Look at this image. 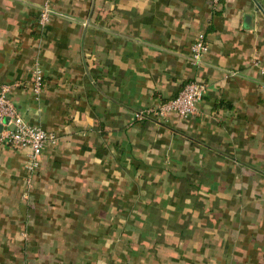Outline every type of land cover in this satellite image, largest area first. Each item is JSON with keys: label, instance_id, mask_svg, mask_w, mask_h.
Returning a JSON list of instances; mask_svg holds the SVG:
<instances>
[{"label": "crops", "instance_id": "crops-1", "mask_svg": "<svg viewBox=\"0 0 264 264\" xmlns=\"http://www.w3.org/2000/svg\"><path fill=\"white\" fill-rule=\"evenodd\" d=\"M41 3L0 0V86L59 138L26 195L0 149V264H264V0ZM192 81L195 115L134 120Z\"/></svg>", "mask_w": 264, "mask_h": 264}, {"label": "built area", "instance_id": "built-area-1", "mask_svg": "<svg viewBox=\"0 0 264 264\" xmlns=\"http://www.w3.org/2000/svg\"><path fill=\"white\" fill-rule=\"evenodd\" d=\"M219 0H211L212 7H217ZM54 14L52 0H42L38 7L37 24L42 29ZM209 52V46L202 35L197 36L190 45V61L193 65L202 62ZM263 77L264 63H255ZM43 75L39 66L32 70L31 91L38 96L42 89ZM10 86H0V149H16L23 154V169L25 173V194L33 188L35 179L41 169V156L47 146L55 145L59 138L57 133L44 130L39 126L29 124L19 113L16 106L8 98ZM208 87L202 81H192L185 84L178 94L165 102L144 110L134 112V120L154 119L157 122L170 116L188 119L197 113V106L207 92Z\"/></svg>", "mask_w": 264, "mask_h": 264}]
</instances>
